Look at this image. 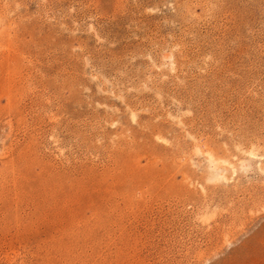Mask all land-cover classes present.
Here are the masks:
<instances>
[{
	"label": "rangeland",
	"instance_id": "rangeland-1",
	"mask_svg": "<svg viewBox=\"0 0 264 264\" xmlns=\"http://www.w3.org/2000/svg\"><path fill=\"white\" fill-rule=\"evenodd\" d=\"M0 264H264V0H0Z\"/></svg>",
	"mask_w": 264,
	"mask_h": 264
}]
</instances>
